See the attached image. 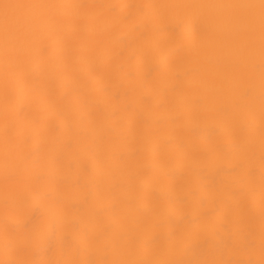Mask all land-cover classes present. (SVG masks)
<instances>
[{
	"label": "snow or ice",
	"instance_id": "snow-or-ice-1",
	"mask_svg": "<svg viewBox=\"0 0 264 264\" xmlns=\"http://www.w3.org/2000/svg\"><path fill=\"white\" fill-rule=\"evenodd\" d=\"M125 8H136L140 12L149 8L182 9L185 14L178 21V27L188 24L203 27L210 23V18L202 10L227 9L234 10V14L227 17V23L245 25V31L232 34L233 40L243 41L242 47L235 48V60L232 63L207 69L200 51L187 58L189 63L195 65L190 72L185 73L186 76L194 77L192 86L203 84L204 76L211 75L218 82L217 97L230 105V108H224L220 113L225 125L224 132L242 136L246 142V149L238 157L232 173L247 178V189L229 186L224 190L226 195L219 207L210 205L206 195L191 190L163 204L158 203L156 194H145L142 199L154 201L149 211L125 205V213L116 222L105 224L98 220L99 214L92 202L102 191L111 192L114 185H105L107 180L115 178L117 172L107 166L110 159L108 147H99L103 137L89 144L87 136L81 135V132L89 127H102L105 120L123 126L125 113L129 125L148 127L141 114L127 104H120L119 96L111 97L114 105L110 112L105 113L98 107L92 110L98 97L109 94V87H97L96 81L119 79L123 71L113 46L115 43L123 47L124 41H114L113 33L128 20L118 15V10ZM57 13L68 15L74 28L89 36L85 45L66 54L58 65L65 78H78L80 91L57 92L53 80L46 76L49 48L42 46V42L56 38L55 30L60 24ZM97 58L100 59L98 64L94 63ZM0 66L3 69L0 78V119L3 122L0 182L3 184L4 201L0 264H264V0L258 3L161 5L54 4L0 0ZM127 79H134L131 72L127 74ZM129 86L133 92L136 91L135 86ZM190 95L195 110L199 101L194 93ZM257 99L259 259H254L257 209L252 162L255 159L257 137ZM22 100L34 108L32 119L22 118ZM161 107L165 111L170 109L166 104ZM242 110L246 112V121L238 124L235 116ZM175 111L177 121L187 115L181 106H176ZM68 117L73 118L71 124L52 126L49 123L52 119L66 121ZM73 125L76 132L73 131ZM131 139L135 142L137 137L133 135ZM140 139L158 145L152 150L154 158L157 154L173 158L182 149V145H173L169 139L155 136L150 131L143 132ZM160 148L163 151H159ZM141 160L142 154H137L138 167ZM74 167L77 169V179L73 188L81 193V206H73L71 215H68L55 174L71 171ZM93 175L101 176L96 191L90 188L89 178ZM81 178H84L85 183L81 184ZM156 179L160 182V178ZM54 183L56 187H52ZM29 205H32L30 214L22 223H17L13 212ZM188 206L200 210L201 227L211 238L214 239L221 232L225 234L222 247H210L207 240H196L198 230L192 229L184 233L183 239L193 242L187 246L172 242L163 250L167 258H140L139 249L155 251L161 247L155 236L145 237L165 222L181 221V213ZM241 227L247 233L246 243L243 244ZM196 249H199L201 258H185ZM225 254L228 258H224Z\"/></svg>",
	"mask_w": 264,
	"mask_h": 264
},
{
	"label": "bare ground",
	"instance_id": "bare-ground-1",
	"mask_svg": "<svg viewBox=\"0 0 264 264\" xmlns=\"http://www.w3.org/2000/svg\"><path fill=\"white\" fill-rule=\"evenodd\" d=\"M30 3H54V4H123V5H161V4H230V3H258L259 0H22ZM203 14L210 18V23L201 27H193L188 24L178 27V21L184 16L182 9L149 8L143 12L136 8L118 10V15L127 17L125 24L121 25L114 33V41L123 40L124 46H113V52L117 56V62L123 67L119 79L97 80L96 86L109 87V94L100 96L93 103V111L98 107L107 113L113 108L112 96H119L120 104H127L133 108L141 118L147 121V128H137L129 125L127 114L122 125L113 124L105 120L102 127H89L81 135L87 136V142L92 143L98 137H103L99 145L101 149L108 147L110 159L107 166L116 170L114 179L107 180V185H114L111 192L102 191L92 202L95 211L99 214L100 223H114L123 216L125 205L149 211L154 201L142 199L145 194H156L158 203L163 204L170 198L182 196L186 191H195L206 195L210 205L220 206L221 199L226 195L225 189L236 186L246 191L247 178L238 177L232 173V169L239 156L246 149V142L242 136H232L224 132V121L220 115L224 108L230 105L217 97L216 87L218 82L211 76L205 75V82L193 87L191 75L186 72L195 67L188 62L194 52L200 51L203 64L207 69L224 67L235 60L234 50L242 47L243 41L232 39V34L245 31V25L229 24L227 17L234 14V10L205 9ZM60 24L56 28V38L45 40L42 46L49 48V67L46 76L50 77L57 92L65 90L80 91V82L76 77L65 78L58 66L66 54L73 49L85 45L89 36L87 33L77 31L68 15L57 13ZM258 48V34H257ZM129 58H132L131 60ZM257 64L259 57L257 55ZM97 58L94 63H99ZM131 72L133 80L127 79ZM3 69L0 66V78ZM199 79V77H196ZM129 85L136 87L133 92ZM140 85H144L143 88ZM194 93L199 105L195 110L191 105V95ZM256 95H259V79L256 78ZM24 112L22 118L32 119L35 115L34 108L22 100ZM169 105L165 111L161 105ZM176 106L183 107L187 113L184 118L176 120ZM257 137L255 145V159L252 166L255 170V200L257 209V234L256 254L252 257L259 259V102L255 104ZM238 124L246 121V112L243 110L236 114ZM175 121V122H174ZM73 122L72 117L52 119L49 123L56 124ZM175 130V131H174ZM73 131L77 129L73 125ZM150 131L155 136L167 138L171 144H180L182 149L173 158L167 156L153 157L152 150L158 148L155 143H146L140 137L143 132ZM135 135L136 141L131 137ZM3 137V122L0 119V141ZM127 137V138H125ZM159 151H163L162 148ZM137 154H142V160L138 167ZM102 158V153H101ZM131 173V175H130ZM60 186V195L65 200V212L71 215L73 206L80 207L81 193L73 188L77 179V169L61 171L55 174ZM101 176L93 175L89 178L90 188L96 191V185ZM156 178H160L157 182ZM105 179H107L105 177ZM85 183L81 178V184ZM52 187H56L54 183ZM243 200V197H242ZM3 184L0 182V228L4 223L3 216ZM32 205L13 212V218L17 223H22L30 214ZM183 219L179 222H165L162 227L149 233L147 237L155 236L160 243V249L155 251L139 249L140 258H167L163 255L172 242H181L190 245L193 241L184 240V233L188 230H198L195 237L198 241H208V246L220 245L226 239L223 232L218 233L213 239L208 232L201 227L200 210L193 206L185 207L181 213ZM127 227V225H125ZM171 234V235H170ZM247 233L241 227V242L246 243ZM75 244V242H73ZM217 254H220L219 249ZM60 255L59 253L57 254ZM66 255V253H65ZM241 256L243 253L240 254ZM185 258H201L199 249ZM224 258H228L225 254ZM238 258V257H233Z\"/></svg>",
	"mask_w": 264,
	"mask_h": 264
}]
</instances>
